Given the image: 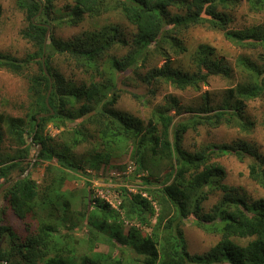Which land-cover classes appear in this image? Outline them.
I'll return each mask as SVG.
<instances>
[{
  "label": "trees",
  "instance_id": "16d2710c",
  "mask_svg": "<svg viewBox=\"0 0 264 264\" xmlns=\"http://www.w3.org/2000/svg\"><path fill=\"white\" fill-rule=\"evenodd\" d=\"M73 1L74 11L68 19L71 24H78L86 14L98 16L109 10H120L136 27V49L124 60L114 58L110 70L103 69L99 72L101 80L102 74L104 75L105 83L93 80L90 85L83 84L78 88V93L73 89L58 93V86L52 80L54 75L51 66L46 62L45 71L43 61L39 60L41 72L29 76L31 92L37 95L35 105L38 107L30 118L29 127L33 131L31 143L42 144L39 160H52L55 148L41 137V130L48 120L56 121L62 117L65 120L70 117V114L62 113L66 105H74L79 97H85L86 103L82 104L77 114H86L95 109L100 126L99 137L106 146L104 154H97V158L92 151L85 161L92 162L90 166H99L101 162L112 165L110 160H115L117 153L114 151L119 146L131 147L134 174L141 178L144 189L133 192L122 187L120 201L117 208H114L109 202L94 196L93 189L87 187L83 189L81 197L87 202L86 210H79L73 218L69 214L68 196L73 198L77 193L74 190L61 192L62 185L64 187L69 182L67 172L64 171L67 168L89 175L87 169L80 163L77 166L69 156L68 149L81 142V131H77L73 141L64 145L67 150L56 154L57 169L63 173L52 175L42 189L37 187L28 174L23 179L12 182L1 193L8 198L11 209L18 217L25 218L31 214L40 221L35 230H31L24 238L11 227L0 224V235L3 237L6 231L9 233L8 247H0V264H264V198L251 199L238 187L226 183L225 168L220 163L211 161L214 156L224 154H235L240 160L251 155L255 157V162L249 164V177L264 187V160L249 143L242 140L233 145L210 143L196 151L183 148L182 142L185 133L191 129L197 130L200 126L218 127L225 123L228 126H239L242 130L254 127V122L242 114V102L257 98L264 91V28L226 30V18L219 8L232 2L245 1L251 8L261 11L264 9V0ZM18 2L26 10L30 21L23 35L39 45V56H49L51 46H56L58 42L54 41L56 39L51 34L49 44L45 45L50 25L35 20L43 11V0ZM171 8L185 13L171 14ZM189 24L218 25L225 29L228 39L239 45L261 47L260 65L251 60L243 62L246 68L254 72L251 81L232 89L227 101L217 110L208 106L209 98L206 94L204 108H199L194 114L180 120H176V114L179 113H171L176 105L175 100L169 106L157 109L155 117L152 116L147 124L127 112L117 110L115 105L120 97L117 80L121 71L131 67L140 56L145 58L169 26ZM118 34L116 26H105L76 37V40L64 44L60 49L75 57L79 65L93 68L118 43ZM210 53L211 49L208 47H200L198 68L194 73L173 69L167 61L163 66L150 70L145 81L148 85L165 81L180 89H198L212 75L221 72L228 74L222 59L214 60ZM29 62L27 58L18 59L9 53L0 52V68L14 73L21 74ZM50 84L52 90L47 104ZM40 113H49V116L41 117L36 129L37 115ZM0 120L7 123V131L18 146L30 144V137H24L26 124L23 118L0 115ZM149 156L167 161L162 177L154 175L150 170ZM29 166L30 164L23 166L17 159L2 163L0 187L14 178L11 176L14 171H19L18 175H21ZM209 189L220 190L222 197L209 211L203 212V202L208 198ZM91 201L93 207L89 209ZM34 205L41 209L40 214L34 209ZM154 218L156 221L153 224ZM192 218L202 229L220 235L219 241L202 254H192L186 247L181 224L183 220ZM80 221L83 225L78 224ZM146 227L151 230L145 231ZM82 228L86 229L87 236L79 238L75 232ZM242 238H248L247 242L241 243L239 240ZM84 244L88 250L78 254ZM104 244L108 246V252L95 251L96 246Z\"/></svg>",
  "mask_w": 264,
  "mask_h": 264
},
{
  "label": "rangeland",
  "instance_id": "374dc122",
  "mask_svg": "<svg viewBox=\"0 0 264 264\" xmlns=\"http://www.w3.org/2000/svg\"><path fill=\"white\" fill-rule=\"evenodd\" d=\"M73 0H43V11L36 17V21L49 24L45 45H48L53 35L56 46H51L49 56H39L37 51L39 45L26 38L23 32L29 27L30 21L25 9L21 8L18 0H0V52L9 53L18 59H29L26 69L19 74L8 69L0 68V115L21 117L26 124L24 137H31L32 132L29 127L31 114L36 112L38 107L35 105L36 97L31 92L29 76L38 75L42 67L39 60L49 63L52 68L53 78L57 91L65 92L73 89L79 92L83 84L86 86L95 80L105 83L104 75L99 72L103 69L110 70L113 59L124 60L131 52H134V37L136 27L131 24L120 10H109L100 15H85L78 24L68 22L69 16L74 11ZM222 16L226 18L224 22L226 30H244L246 28L262 27L264 28V9L257 11L250 7L245 1H236L228 4L226 7H220ZM171 14L180 13L184 15L185 11L176 8L170 9ZM117 27L118 43L113 45L106 54L95 63L93 68H86L79 65L75 57L69 52L62 51L60 48L64 44L72 43L76 37L103 27ZM225 29L220 26H210L208 24H189L179 27L169 26L162 37L154 43L151 50L147 52L145 58L142 56L134 61L131 67L121 71V76L117 80L120 97L115 108L123 113L127 112L135 118L141 119L144 124L155 117L157 109L169 106L172 100L176 105L171 113L176 114V120L189 117L204 108V96L208 95V106L214 110L224 104L232 89L239 84H247L253 78L254 72L245 67L244 61H253L261 64L260 53L262 48H253L251 46H241L237 42L228 39L225 36ZM165 36V39H162ZM63 43V44H59ZM60 45V46H59ZM206 46L211 49L210 56L215 59H222L223 67L227 69L228 74L221 72L218 75H212L208 82L202 83L198 89L186 88L180 89L165 81H156L147 84L145 77L148 72L163 66L167 61L170 67L183 73H194L197 71V60L199 58L200 47ZM48 60H47V57ZM42 57V58H41ZM233 101H237L233 99ZM85 97H79L78 101L71 105L68 103L62 112L63 115L70 114V117L54 120H48L41 130V137L48 144L55 148V156L50 161L39 160V157L33 163L29 170V175L33 181L42 189L52 175L58 176L60 172L57 169V152L61 153L67 150L65 144L71 143L81 131L82 135L79 145L68 149L70 158L77 166L82 165L87 169L89 175L82 172L68 170L66 184L62 185L63 190L75 191L77 195L70 199V215L78 214L79 210H86L87 202L81 197L83 189H93V195L109 202L112 207L117 208L120 201V192L122 187H127L133 192L143 191L144 186L141 178L134 174V162L131 158L132 148L125 145L119 146L114 152V158L110 160L112 165H106L103 162L99 166H90L92 162L85 160L93 155L104 154L106 146L99 137V123L95 109L86 114H77L78 110L85 102ZM242 102L244 106L242 114L245 118L254 122L251 130H242L239 126H228L225 123L218 127L200 126L197 130H189L183 137V148L191 151L200 150L204 145L210 143H231L238 144L240 140L246 141L252 146V149L258 153L264 160V91L254 99ZM232 102V101H231ZM238 103V102H237ZM59 106L58 102L56 103ZM93 105V104H91ZM60 115V116H63ZM49 116V115H48ZM84 135H87L84 138ZM24 146H18L15 140L7 131V123L0 120V165L2 163L12 162L13 159L20 161L23 166L31 164L37 153V147L31 143ZM43 149V148H42ZM112 151V150H111ZM93 156V158H94ZM97 158L99 155L96 156ZM149 166L155 174L164 175L167 161L149 156ZM255 157L247 155L240 160L235 154H224L214 156L211 161L220 163L226 171L225 182L231 186L238 187L241 192L251 199L264 198V187L256 183L249 177V164L255 162ZM80 163V164H79ZM149 170V171H150ZM20 172L14 171L11 176L16 177ZM27 174V175H28ZM63 188V189H62ZM145 195L146 193L143 192ZM222 197L220 190H210L208 198L203 202V212L209 211ZM88 201V200H87ZM93 202L89 204L92 209ZM34 209L40 214L41 209L34 205ZM33 215L21 218L11 209L8 198L0 195V224L11 227L22 238L26 237L31 230H35L38 222ZM156 219L152 220L154 224ZM78 224L83 225L80 221ZM187 250L192 254H202L215 245L220 235L212 233L199 227L194 219H185L181 224ZM145 231L151 230L150 227L144 228ZM75 235L79 238L87 236L86 229L76 230ZM248 238H242L239 241L246 243ZM9 233L5 236L0 235V247L7 248L9 245ZM83 244V243H82ZM81 246L78 254H83L88 247ZM95 251L108 252L107 245H98Z\"/></svg>",
  "mask_w": 264,
  "mask_h": 264
},
{
  "label": "water",
  "instance_id": "95a60500",
  "mask_svg": "<svg viewBox=\"0 0 264 264\" xmlns=\"http://www.w3.org/2000/svg\"><path fill=\"white\" fill-rule=\"evenodd\" d=\"M44 69H45V71H46L45 64H44ZM51 90H52V85L50 84L49 91H48V94H47V97H46V102H47V104H48V101H49V95H50ZM51 112L53 113V111H51ZM48 114H49V113H40V114L37 115V125H36V129L38 128V124H39V122H40V120H41V117L48 116ZM32 137H33V135L30 137V140H32ZM35 145H36V147H37V153H36V155H35V157H34V160H33L32 163L30 164L29 168H27L26 171H25L23 174L18 175V176H16V177H14L12 180H10V181L6 182L5 184H3V185L0 187V194H1L5 189H7V188L12 184V182H14V181H16V180H19V179H23L24 177L27 176V174L29 173L30 168L33 166V163H34L35 160L38 158V155H39V153H40V151H41V149H42V144H41V143H37V144H35ZM0 261H1V260H0Z\"/></svg>",
  "mask_w": 264,
  "mask_h": 264
},
{
  "label": "clouds",
  "instance_id": "9594fccd",
  "mask_svg": "<svg viewBox=\"0 0 264 264\" xmlns=\"http://www.w3.org/2000/svg\"><path fill=\"white\" fill-rule=\"evenodd\" d=\"M47 37V36H46ZM43 56H45V55H43ZM43 61V66H44V64H45V67H46V62L44 61V60H42ZM49 115V114H48Z\"/></svg>",
  "mask_w": 264,
  "mask_h": 264
}]
</instances>
